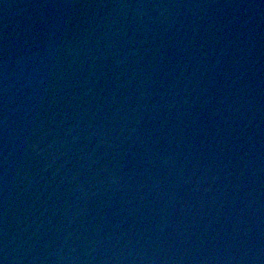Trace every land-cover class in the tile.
Here are the masks:
<instances>
[{
  "label": "water",
  "instance_id": "water-1",
  "mask_svg": "<svg viewBox=\"0 0 264 264\" xmlns=\"http://www.w3.org/2000/svg\"><path fill=\"white\" fill-rule=\"evenodd\" d=\"M0 264H264V0H0Z\"/></svg>",
  "mask_w": 264,
  "mask_h": 264
}]
</instances>
